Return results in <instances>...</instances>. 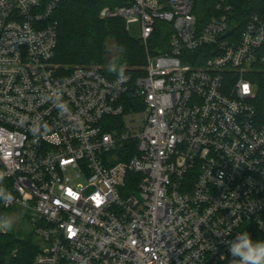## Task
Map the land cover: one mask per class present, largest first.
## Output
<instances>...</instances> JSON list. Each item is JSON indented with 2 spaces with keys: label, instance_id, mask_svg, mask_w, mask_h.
Listing matches in <instances>:
<instances>
[{
  "label": "built area",
  "instance_id": "2783aa9c",
  "mask_svg": "<svg viewBox=\"0 0 264 264\" xmlns=\"http://www.w3.org/2000/svg\"><path fill=\"white\" fill-rule=\"evenodd\" d=\"M58 1L0 0V172L14 196L0 214L31 217L33 264H231L226 241L264 233V122L247 78L264 72L263 17L241 28L236 0L105 7L141 25L146 64L121 82L55 61ZM161 21L172 32L153 53Z\"/></svg>",
  "mask_w": 264,
  "mask_h": 264
},
{
  "label": "trees",
  "instance_id": "16d2710c",
  "mask_svg": "<svg viewBox=\"0 0 264 264\" xmlns=\"http://www.w3.org/2000/svg\"><path fill=\"white\" fill-rule=\"evenodd\" d=\"M46 6L52 0H41ZM128 0H59L54 9L53 21L57 23L58 45L55 61L65 66L103 64L107 52L108 41H113L119 50L121 46L126 52L120 62L125 66L146 64V52L140 38H134L127 30L124 18H100L105 7L115 8L127 4ZM214 0H209V5ZM236 19L241 28L252 14L264 19V0H236ZM200 22L210 15V7L202 10ZM202 16V17H201ZM172 28L165 22L156 24L155 32L150 39L153 53L166 50ZM120 53V51H119ZM110 75H115L109 73ZM247 78L256 86L257 95L253 103L257 110L259 122H264V72H251ZM123 159V158H122ZM2 212L0 215H6ZM244 231L251 234L252 239L264 240V233L255 225H246ZM17 250L16 255L13 254ZM39 250L31 235L21 239L14 234L0 232V260L3 264H33Z\"/></svg>",
  "mask_w": 264,
  "mask_h": 264
},
{
  "label": "clouds",
  "instance_id": "9594fccd",
  "mask_svg": "<svg viewBox=\"0 0 264 264\" xmlns=\"http://www.w3.org/2000/svg\"><path fill=\"white\" fill-rule=\"evenodd\" d=\"M120 57L122 58L126 52V48L120 47ZM107 71L116 75L121 82L127 80L125 74V64L120 62L119 58H114L107 66ZM63 89L56 88L52 91L49 98L54 100L55 107L60 113L70 111L69 104L65 102L63 97ZM28 121L27 117H20L21 125ZM33 137L39 139L46 137L49 132V126L46 122H33L30 129ZM5 174L0 172V201L10 202L13 200V193L3 187ZM14 225V218L8 215H0V231H11ZM218 236H222L219 232ZM228 251L231 256V264H264V240H253L248 231L237 232L234 239L226 241ZM223 258V257H222Z\"/></svg>",
  "mask_w": 264,
  "mask_h": 264
},
{
  "label": "rangeland",
  "instance_id": "374dc122",
  "mask_svg": "<svg viewBox=\"0 0 264 264\" xmlns=\"http://www.w3.org/2000/svg\"><path fill=\"white\" fill-rule=\"evenodd\" d=\"M102 11V10H101ZM100 18H102L101 16V12H100ZM104 20H107L108 18H102ZM127 28L129 31V34L134 37V38H139L140 34H141V25L138 22H128L127 23ZM114 58H119L121 60L120 57V53L119 50L117 49L115 43L113 41H108V45H107V52L104 56L105 62L103 64H94V65H100L103 66L106 70H107V66L108 64L114 59ZM144 65H137V66H125V71H129V70H135L137 68H142ZM71 174H75V171H71L69 172ZM6 215L11 216L14 218V225L11 231H0L2 234H14L16 237L24 239L26 237H28L29 235L32 236V238H34L33 232H32V228H33V221L31 219V217L29 215H27L26 213H23L22 210L19 209H12L9 212L6 213Z\"/></svg>",
  "mask_w": 264,
  "mask_h": 264
}]
</instances>
